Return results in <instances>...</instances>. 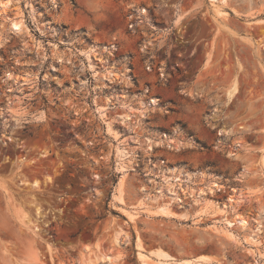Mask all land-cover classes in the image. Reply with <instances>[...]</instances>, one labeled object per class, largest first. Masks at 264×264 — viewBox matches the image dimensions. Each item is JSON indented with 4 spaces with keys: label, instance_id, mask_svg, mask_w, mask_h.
<instances>
[{
    "label": "rangeland",
    "instance_id": "1",
    "mask_svg": "<svg viewBox=\"0 0 264 264\" xmlns=\"http://www.w3.org/2000/svg\"><path fill=\"white\" fill-rule=\"evenodd\" d=\"M1 1L0 264H264V0Z\"/></svg>",
    "mask_w": 264,
    "mask_h": 264
},
{
    "label": "bare ground",
    "instance_id": "2",
    "mask_svg": "<svg viewBox=\"0 0 264 264\" xmlns=\"http://www.w3.org/2000/svg\"><path fill=\"white\" fill-rule=\"evenodd\" d=\"M9 1L10 0H2L1 1V4H2V6H6L8 3H9ZM13 25L15 26V27H18V23H16V22H14L13 23ZM91 53H87L86 55H87V57L90 55ZM235 90H236V85L234 84L232 87H231V89L228 91V97H230L234 92H235ZM151 103V102H150ZM152 103H156V101H155V99H153V101H152ZM150 145V144H149ZM212 186H217V188L219 187V184H217V182H215V181H213L212 182ZM211 186V187H212ZM213 188V187H212ZM174 195H172V196H170L172 199L174 198L173 197ZM170 198V199H171ZM179 199V198H178ZM230 200H233V198H231L230 197ZM232 204V203H231ZM164 207L165 206H163V207H161V209H164ZM130 213V212H129ZM132 217L135 215L134 213H132L131 212V214H130ZM239 216V215H238ZM238 216H235V221L236 222H238V223H240V224H242V225H245L246 223H247V221L245 220V219H243V218H241V217H238ZM227 222V224H229V225H232V224H234V222L233 221H231V220H227L226 221ZM107 258L109 259L110 258V256H107ZM111 259V258H110ZM200 260H203L204 262H206L207 260H209V256H207V255H198V256H196V257H194L193 259H181V260H175V262H172V263H170V264H191V263H193L194 261H200ZM210 261V260H209Z\"/></svg>",
    "mask_w": 264,
    "mask_h": 264
},
{
    "label": "crops",
    "instance_id": "3",
    "mask_svg": "<svg viewBox=\"0 0 264 264\" xmlns=\"http://www.w3.org/2000/svg\"><path fill=\"white\" fill-rule=\"evenodd\" d=\"M182 146H184V145H182ZM183 168H180V166H178V167H175V172H178V171H181ZM181 173V172H180ZM185 173V175H186V172H184ZM187 174H189V173H187Z\"/></svg>",
    "mask_w": 264,
    "mask_h": 264
}]
</instances>
